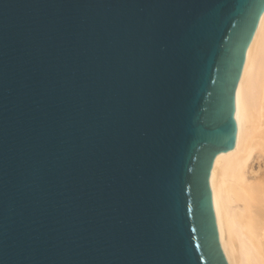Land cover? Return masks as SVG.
Returning a JSON list of instances; mask_svg holds the SVG:
<instances>
[{
    "label": "water",
    "instance_id": "95a60500",
    "mask_svg": "<svg viewBox=\"0 0 264 264\" xmlns=\"http://www.w3.org/2000/svg\"><path fill=\"white\" fill-rule=\"evenodd\" d=\"M264 0H0V264H228L209 183Z\"/></svg>",
    "mask_w": 264,
    "mask_h": 264
},
{
    "label": "bare ground",
    "instance_id": "6f19581e",
    "mask_svg": "<svg viewBox=\"0 0 264 264\" xmlns=\"http://www.w3.org/2000/svg\"><path fill=\"white\" fill-rule=\"evenodd\" d=\"M232 148L214 158L209 183L228 264H264V10L235 89Z\"/></svg>",
    "mask_w": 264,
    "mask_h": 264
}]
</instances>
